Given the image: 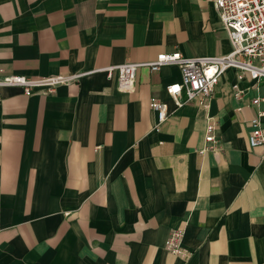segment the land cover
<instances>
[{
    "label": "crops",
    "instance_id": "crops-1",
    "mask_svg": "<svg viewBox=\"0 0 264 264\" xmlns=\"http://www.w3.org/2000/svg\"><path fill=\"white\" fill-rule=\"evenodd\" d=\"M231 50L214 0H0V77L82 75L50 95L2 89L0 264H264L263 151L249 145L264 81L257 93L230 69L207 109L170 97L178 66L140 68L133 93L104 72ZM152 98L169 107L160 131ZM208 117L216 150L201 154ZM178 230L189 259L165 248Z\"/></svg>",
    "mask_w": 264,
    "mask_h": 264
},
{
    "label": "built area",
    "instance_id": "built-area-1",
    "mask_svg": "<svg viewBox=\"0 0 264 264\" xmlns=\"http://www.w3.org/2000/svg\"><path fill=\"white\" fill-rule=\"evenodd\" d=\"M214 5L223 29L227 32L232 44V50L225 56L216 57H185L179 51L162 53L150 63L128 62L104 69L109 77L118 75L119 90L123 93H133L136 88L137 72L148 67L152 72H158L162 67L175 65L181 69L182 79L179 83L167 87L170 97L177 107L186 103H198L209 108L221 77L230 69L238 71V79L248 78L251 89L257 93L260 83L264 81V0H214ZM82 75L65 76L52 75L48 77H26L15 75L0 77V97L3 88H21L26 96H32L38 90L43 95L54 94L58 87L75 82ZM235 96L241 99L247 89L239 85L233 86ZM264 100L257 96L252 105L258 107ZM151 109L157 114L156 131H160L166 123L170 112L166 103L152 98ZM264 111L257 110L250 121L251 132L249 145L252 149L261 148L264 159ZM217 124L208 117L205 147L200 151L205 154L216 150ZM184 231H173L165 242L166 250L175 256L189 259L191 253L183 247Z\"/></svg>",
    "mask_w": 264,
    "mask_h": 264
}]
</instances>
